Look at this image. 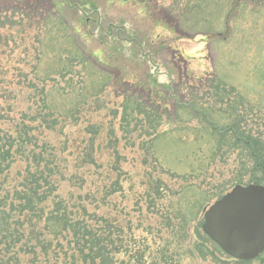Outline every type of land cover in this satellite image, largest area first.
I'll list each match as a JSON object with an SVG mask.
<instances>
[{
  "label": "rangeland",
  "instance_id": "rangeland-1",
  "mask_svg": "<svg viewBox=\"0 0 264 264\" xmlns=\"http://www.w3.org/2000/svg\"><path fill=\"white\" fill-rule=\"evenodd\" d=\"M234 123L264 141V0H0V138L15 157L0 199L44 151L55 167L46 211L62 201L99 219L117 264L135 242L168 244L179 264H264V252L240 262L200 231L214 201L261 175ZM29 216L11 219L29 233ZM34 228L33 244L44 222ZM47 238L57 253L18 244L9 264H63L70 236ZM14 252L0 242V264Z\"/></svg>",
  "mask_w": 264,
  "mask_h": 264
},
{
  "label": "trees",
  "instance_id": "trees-1",
  "mask_svg": "<svg viewBox=\"0 0 264 264\" xmlns=\"http://www.w3.org/2000/svg\"><path fill=\"white\" fill-rule=\"evenodd\" d=\"M143 108V107H139ZM143 110V109H142ZM151 114L155 112V109L149 108ZM238 110L234 108V113ZM239 123L245 121V114L238 115ZM237 124V125H238ZM234 132L236 141L244 143L253 158H255L256 166L255 172H259L261 175L257 177L255 182L264 184V141L262 138H251L245 140V137L239 136L244 134L240 131L239 127L232 125L229 128ZM228 130V131H229ZM238 132V133H237ZM26 137L22 138L21 145L18 148V152L24 150L26 144L31 143V139L28 131H25ZM239 134V135H238ZM238 135V136H237ZM234 139V138H233ZM234 140V141H235ZM233 141V144H234ZM12 143L9 148L5 147V143L1 142L0 138V176L4 175L10 168L11 164L15 160L14 153L12 152ZM34 169H28L27 174L22 179L19 188H16L12 197L8 194L0 199V209L3 213L0 215V242L5 244L7 253L14 254L10 260L3 264H9L18 253L16 247L20 244L21 251L28 248V252H33L34 255H38L36 248L41 249L40 254L50 256L52 253H57L59 250L53 247L51 240H48L47 236L55 239L66 240L70 236L69 244L74 247L71 254H66L63 264H117L115 255L122 252L121 246L118 243L110 241V238L104 235L98 228V220L96 217L86 219L85 214L77 216L76 213L63 204L62 201H57L52 210L46 211L45 205L48 199L54 194L55 186L53 182V175H55V167L53 157H47L44 151L37 153L32 152L31 155ZM30 159V156H27ZM254 177H252L253 180ZM161 189V188H160ZM163 200V196L158 195L155 199V205L158 206V202ZM172 204L169 205V207ZM10 206L8 211H5L3 207ZM160 209H164V204L160 205ZM172 208V207H171ZM175 208V207H173ZM175 210H179L177 207ZM14 213L21 215L29 214V221L31 224V231L29 233L23 232L19 225L23 226L22 221L12 220ZM37 219V221H35ZM44 222L45 232H37L35 235V244L31 243L30 235L34 232V226L38 221ZM94 220V224L91 222ZM188 220V218H185ZM108 222V221H106ZM201 229V228H200ZM204 239L212 241L205 233L200 230ZM26 240V243L24 244ZM110 242L112 244H110ZM23 245V246H22ZM31 246V249L29 248ZM218 246V245H217ZM64 248V246H62ZM130 261L122 259L119 264H179L182 253L175 254L170 250L168 244L156 243V247H150L145 243H134L133 247H127ZM58 255L56 254V257ZM176 257H180L177 258ZM47 259V258H46ZM240 262H247L237 260ZM16 262H19L16 257ZM48 260L46 261V263Z\"/></svg>",
  "mask_w": 264,
  "mask_h": 264
},
{
  "label": "water",
  "instance_id": "water-1",
  "mask_svg": "<svg viewBox=\"0 0 264 264\" xmlns=\"http://www.w3.org/2000/svg\"><path fill=\"white\" fill-rule=\"evenodd\" d=\"M202 229L231 257H258L264 251V185H235L206 209Z\"/></svg>",
  "mask_w": 264,
  "mask_h": 264
},
{
  "label": "flooded vegetation",
  "instance_id": "flooded-vegetation-1",
  "mask_svg": "<svg viewBox=\"0 0 264 264\" xmlns=\"http://www.w3.org/2000/svg\"><path fill=\"white\" fill-rule=\"evenodd\" d=\"M90 3V2H89ZM90 5H91V3H90ZM94 10V9H93ZM92 10V11H93ZM91 11V12H92ZM96 13H97V19H96V23L98 24L97 26H100L101 25V23H99L100 22V20L102 21V17H101V15H99L98 16V13H99V11L96 9V10H94ZM94 21V18L93 17H91V16H89L88 14H87V16H86V22L87 23H95V22H93Z\"/></svg>",
  "mask_w": 264,
  "mask_h": 264
},
{
  "label": "crops",
  "instance_id": "crops-1",
  "mask_svg": "<svg viewBox=\"0 0 264 264\" xmlns=\"http://www.w3.org/2000/svg\"><path fill=\"white\" fill-rule=\"evenodd\" d=\"M181 43H184V42L181 41L179 44H181ZM186 45H187V46H190V47H189L190 49L195 48L194 46H192V45H193L192 41H188V42L186 43ZM191 46H192V47H191Z\"/></svg>",
  "mask_w": 264,
  "mask_h": 264
}]
</instances>
